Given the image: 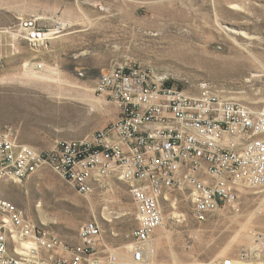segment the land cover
Segmentation results:
<instances>
[{
    "label": "rangeland",
    "instance_id": "374dc122",
    "mask_svg": "<svg viewBox=\"0 0 264 264\" xmlns=\"http://www.w3.org/2000/svg\"><path fill=\"white\" fill-rule=\"evenodd\" d=\"M21 17L37 18L52 36L17 39L12 48L7 30ZM0 29V130L10 127L36 149L116 118V105L94 92L98 76L116 63L152 69L193 94L207 85L264 106V0H0ZM0 195L68 241L94 217L111 248L130 242L137 225L128 184L115 178L84 196L43 167L25 181L2 183ZM239 201L237 210L199 221L187 192L172 191L153 235L157 262L264 264V189H245ZM105 212L112 221L102 220ZM251 247L253 259L242 250Z\"/></svg>",
    "mask_w": 264,
    "mask_h": 264
},
{
    "label": "built area",
    "instance_id": "2783aa9c",
    "mask_svg": "<svg viewBox=\"0 0 264 264\" xmlns=\"http://www.w3.org/2000/svg\"><path fill=\"white\" fill-rule=\"evenodd\" d=\"M7 32L12 48L14 40L42 43L53 34L35 17L19 18ZM94 92L116 105L117 116L83 137L36 149L10 127L1 129L0 185L25 181L43 167L84 196L110 178L123 181L136 211L132 240L111 248L94 217L81 224L78 243L70 245L0 195V264H166L155 259L153 235L163 225L161 203L172 191L187 192L192 215L202 221L227 207L237 210L243 190L264 189V106L227 98L207 85L193 94L131 62L101 73Z\"/></svg>",
    "mask_w": 264,
    "mask_h": 264
},
{
    "label": "bare ground",
    "instance_id": "6f19581e",
    "mask_svg": "<svg viewBox=\"0 0 264 264\" xmlns=\"http://www.w3.org/2000/svg\"><path fill=\"white\" fill-rule=\"evenodd\" d=\"M105 215L109 218V217H112L110 216L111 215V212H105ZM46 221V219H44ZM244 250L245 252H247L248 254H250L251 258L253 259L254 258V253H255V250L251 248H244L242 249ZM155 258H156V253H155ZM256 259V258H255ZM157 260V259H156ZM226 261V260H225ZM168 264H175L174 262L173 263H168ZM242 264H259L256 260L255 261H247V262H243ZM263 264V263H261Z\"/></svg>",
    "mask_w": 264,
    "mask_h": 264
},
{
    "label": "crops",
    "instance_id": "0c3cea01",
    "mask_svg": "<svg viewBox=\"0 0 264 264\" xmlns=\"http://www.w3.org/2000/svg\"><path fill=\"white\" fill-rule=\"evenodd\" d=\"M63 238V237H62ZM64 239V238H63ZM65 242H67L68 244L70 245H74V244H77L79 239H78V235H76L71 241H68L66 239H64Z\"/></svg>",
    "mask_w": 264,
    "mask_h": 264
},
{
    "label": "trees",
    "instance_id": "16d2710c",
    "mask_svg": "<svg viewBox=\"0 0 264 264\" xmlns=\"http://www.w3.org/2000/svg\"><path fill=\"white\" fill-rule=\"evenodd\" d=\"M167 82H170V81H167Z\"/></svg>",
    "mask_w": 264,
    "mask_h": 264
}]
</instances>
